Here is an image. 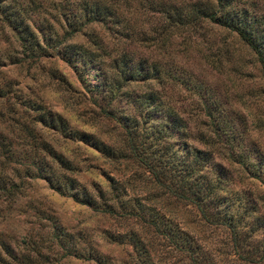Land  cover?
I'll return each instance as SVG.
<instances>
[{
	"label": "rangeland",
	"instance_id": "1",
	"mask_svg": "<svg viewBox=\"0 0 264 264\" xmlns=\"http://www.w3.org/2000/svg\"><path fill=\"white\" fill-rule=\"evenodd\" d=\"M19 1H33L29 27L41 48L25 53L0 16V82L8 84L0 99V132L20 162L5 169L0 156V173L18 185L13 194L0 192V237L13 251L28 253L24 260L6 258L3 264H98L94 258L101 264H131L135 253L126 239L118 243L108 237L123 231L141 237L157 264L188 263L185 252L168 248L164 234L145 221L96 211L58 194L41 178L12 176L8 166L22 169L33 154L60 170L39 148L41 142L61 154L70 167L64 174L89 192L108 190L110 177L126 180L128 197H137L144 209H154L194 238L212 263L264 264L259 257L264 254L261 64L234 33L206 19L172 23L175 16L167 18L164 11L188 14L208 0ZM233 1L247 17H264V0ZM92 2L108 5L115 16L79 17L82 4ZM131 72L152 74L129 78ZM114 77L120 88L111 95L106 90ZM32 101L60 115L73 130L122 150L124 136L113 117L119 112L135 116L144 129L150 123H142L139 114L149 109L148 118L167 134L159 145H168L182 171L191 173L193 162L203 167L188 175L213 183L218 215L228 224L208 223L194 205L160 192L132 159L107 158L33 122L35 111L26 105ZM106 108L112 109L110 115ZM21 125L31 129L29 137Z\"/></svg>",
	"mask_w": 264,
	"mask_h": 264
},
{
	"label": "trees",
	"instance_id": "2",
	"mask_svg": "<svg viewBox=\"0 0 264 264\" xmlns=\"http://www.w3.org/2000/svg\"><path fill=\"white\" fill-rule=\"evenodd\" d=\"M32 5L33 1H30L29 4H24L19 0H0L1 19L16 35L25 53H31L41 48L36 34L29 27L30 17L28 13L30 12L29 7ZM192 7L193 11L190 10L188 14L179 11H174L173 13L169 10L164 11L167 14V18L175 16L170 22L174 21L177 23L179 20L194 21L206 19L208 22L234 33L256 56V59L261 64L262 74L264 75L263 16L258 18L247 17L246 11L241 8L238 9L233 0H208L204 5ZM80 14L82 16L79 17L86 18L88 21H99L104 18H110V16H115L113 9H110L108 5L97 2L90 4L83 3ZM151 74L144 75L139 73L136 75L131 72L127 75L130 76L129 78H133L136 75V78L142 77L145 79L151 76ZM111 82L108 84V90L106 91L114 95L116 92L112 89L118 90L120 83L115 77ZM7 86L8 84L6 82H0V99L6 95L5 90ZM150 96H152L151 93H149L146 99H149ZM26 105L35 111V115L32 117L33 122H37L46 128L57 130L65 138L80 141L107 158L114 160L119 158L132 159L139 167L141 175L146 180H149L160 192L167 196L169 195L177 201L194 205L199 215L208 223L228 224L226 219L218 215L220 200L215 195L213 183L188 175L193 174L199 169H203V167H200V164H197L198 166L196 167V163L193 162L190 166L191 173L184 172L181 170L182 168L178 161H175L173 156L170 155L168 145H159L160 140L166 138L162 135L167 134L159 126L161 125L159 122L154 123L148 118L149 109L139 114V116H142V123H150L144 129L143 127L139 129V119L137 120L135 116H128L119 112L117 116L113 117V120L119 124L121 129L120 134L124 136L122 145L126 149L122 150L120 147L118 148L113 144L99 140L91 134L73 130L60 115L44 109V107H41L33 101L26 102ZM106 109L104 113L110 115L112 109ZM161 123L164 124L162 121ZM174 124L168 125V123H165V127L172 128ZM21 127H23L22 129L26 131L29 137L31 129L24 125H21ZM159 132L162 134L158 135ZM39 148L57 164L60 170L56 171L42 157H35L33 154L31 155L32 158L28 157L29 161H26V164L23 162L20 165L22 169L8 166V172H11L12 176L16 178H19L20 175L41 178L49 188L58 194H66L75 202L84 204L96 211L121 218L129 217L145 221L148 226L154 228L155 232L164 234L162 236L165 237L168 248L171 247L185 252L188 257L186 258L188 260V263L186 262L187 264H214L210 259L205 257L206 251L198 243L194 242V238L181 231L163 215L154 213V209H144V206L139 202L137 197H128L126 180H118L110 177L108 190H101L98 187L95 191L89 192L85 186L75 185L74 180L64 174L65 170H69L70 167L61 154L53 151L48 143L45 142H41ZM0 156L2 158V164H5V169L7 165L18 162L14 150L11 149V142L1 132ZM26 156L23 154L20 158L26 159ZM18 163L20 164V162ZM16 187L18 185L11 176H5L0 173V192L10 195L16 191ZM123 232L116 234L109 233L108 237L110 240L118 243L126 239V242L129 243L132 251L135 253V260L131 264H157L153 260L151 251L145 247L141 237L135 236L132 231H128L127 233L125 231ZM35 254L39 255V251L36 250ZM27 256L28 253L19 254L13 251L0 237V264L5 263L6 258L16 262L22 259L24 260ZM259 257L263 258L264 254L261 253ZM94 259L96 263L101 264L99 258ZM245 259L247 262H253L252 255H247Z\"/></svg>",
	"mask_w": 264,
	"mask_h": 264
}]
</instances>
